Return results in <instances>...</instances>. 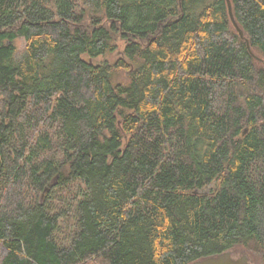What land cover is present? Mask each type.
<instances>
[{"label": "trees", "instance_id": "1", "mask_svg": "<svg viewBox=\"0 0 264 264\" xmlns=\"http://www.w3.org/2000/svg\"><path fill=\"white\" fill-rule=\"evenodd\" d=\"M230 1L258 58L226 0H0V264H264V0Z\"/></svg>", "mask_w": 264, "mask_h": 264}, {"label": "water", "instance_id": "2", "mask_svg": "<svg viewBox=\"0 0 264 264\" xmlns=\"http://www.w3.org/2000/svg\"><path fill=\"white\" fill-rule=\"evenodd\" d=\"M226 3H227L229 18L231 20V23L234 29L238 32L240 38L245 39L249 53L253 57L258 58L251 50L249 41L248 39L245 38L243 30L239 27V25L235 21L234 15L232 13L231 1L226 0ZM190 264H250V263H249L248 256L246 254L239 255L238 257H233L231 254V251H224L216 255H212V256L202 258V259L195 260L191 262Z\"/></svg>", "mask_w": 264, "mask_h": 264}, {"label": "rangeland", "instance_id": "3", "mask_svg": "<svg viewBox=\"0 0 264 264\" xmlns=\"http://www.w3.org/2000/svg\"><path fill=\"white\" fill-rule=\"evenodd\" d=\"M16 54L19 55L23 48H24V45H25V42L23 40V38H18L16 40ZM5 248L2 244H0V258L4 255L5 253ZM231 254L233 257H238L239 255H242V254H247L246 251L242 250V248H237L236 250H233L231 251ZM261 255H258V254H249V258L251 259L250 260V264H260L261 262Z\"/></svg>", "mask_w": 264, "mask_h": 264}]
</instances>
